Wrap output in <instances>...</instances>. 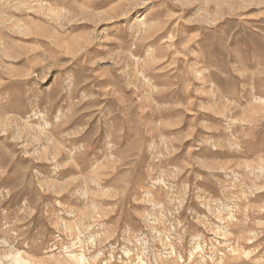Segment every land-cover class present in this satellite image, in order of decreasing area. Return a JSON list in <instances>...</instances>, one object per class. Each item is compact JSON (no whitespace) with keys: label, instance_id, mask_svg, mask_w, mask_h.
<instances>
[{"label":"rangeland","instance_id":"obj_1","mask_svg":"<svg viewBox=\"0 0 264 264\" xmlns=\"http://www.w3.org/2000/svg\"><path fill=\"white\" fill-rule=\"evenodd\" d=\"M0 264H264V0H0Z\"/></svg>","mask_w":264,"mask_h":264}]
</instances>
